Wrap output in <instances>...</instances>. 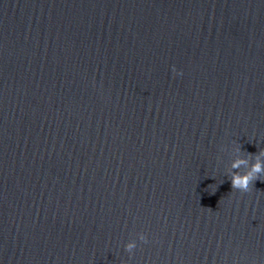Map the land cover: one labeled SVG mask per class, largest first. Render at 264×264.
Instances as JSON below:
<instances>
[{
    "label": "water",
    "instance_id": "obj_1",
    "mask_svg": "<svg viewBox=\"0 0 264 264\" xmlns=\"http://www.w3.org/2000/svg\"><path fill=\"white\" fill-rule=\"evenodd\" d=\"M261 150L264 0H0V264H264Z\"/></svg>",
    "mask_w": 264,
    "mask_h": 264
},
{
    "label": "clouds",
    "instance_id": "obj_2",
    "mask_svg": "<svg viewBox=\"0 0 264 264\" xmlns=\"http://www.w3.org/2000/svg\"><path fill=\"white\" fill-rule=\"evenodd\" d=\"M173 71L176 72V69L173 67ZM235 152L239 153L240 148H236ZM249 156L255 157V162L249 167V161L247 158H240L233 160L231 164V172H228L231 181V187L234 190H239L241 193H246L250 191V185L261 175H264V150L259 151L257 154L253 155L249 153ZM241 167L248 168L244 173H240L238 170ZM236 170V171H234ZM214 193V192H213ZM138 239L144 243L148 242V238L144 233H140ZM137 244L135 241L127 243L125 251L131 255L136 248Z\"/></svg>",
    "mask_w": 264,
    "mask_h": 264
}]
</instances>
